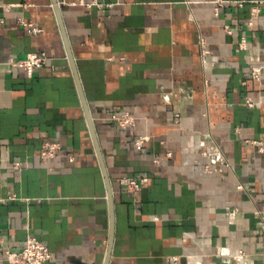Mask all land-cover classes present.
I'll return each instance as SVG.
<instances>
[{"label": "crops", "instance_id": "obj_1", "mask_svg": "<svg viewBox=\"0 0 264 264\" xmlns=\"http://www.w3.org/2000/svg\"><path fill=\"white\" fill-rule=\"evenodd\" d=\"M214 1L0 0V264L28 235L45 264H264V0ZM35 51L31 76L9 64ZM210 142L221 173L202 172Z\"/></svg>", "mask_w": 264, "mask_h": 264}, {"label": "built area", "instance_id": "obj_2", "mask_svg": "<svg viewBox=\"0 0 264 264\" xmlns=\"http://www.w3.org/2000/svg\"><path fill=\"white\" fill-rule=\"evenodd\" d=\"M216 7L214 8L215 13L218 12V7L222 4V0H215ZM95 3L87 4L91 6ZM253 15H257V10H253ZM253 23V20L249 22ZM28 27V30L31 33H38L41 31L40 28L32 25L31 23H23ZM228 31V27H224ZM198 44L200 48V54L205 60L209 55L210 51L207 48V43L203 37H199ZM245 47L244 39L240 41L239 48L243 49ZM49 57L45 52L35 51L27 53L26 56L22 59H11L9 64L15 67H21L24 69L28 76H31L33 72L44 65L47 64ZM206 61V60H205ZM261 65H254L250 68L249 75L252 79L260 81L261 78ZM208 84V81L205 80V85ZM245 103L249 107H254L256 102L247 97L245 99ZM110 119L115 122L120 128H130L135 125V116L130 112H123L120 114H112ZM148 139V136H138L134 139L133 143L136 147H141V145ZM251 143L258 146L259 152H264V139L258 141L253 140ZM61 148L60 143L55 141H46L42 144L39 157L42 160H47L52 158L56 151ZM200 155L206 159V163H204L202 167V172L205 174L212 173H221L224 169L230 168L231 165L225 158L223 151L218 143L210 142L206 144L201 150ZM166 156H170V153H167ZM18 165V163L16 164ZM121 183L130 190L139 189L141 185L146 183V178L134 179V178H121ZM238 189H243L242 185H237ZM235 209H230L226 211V215L228 217H233L235 214ZM260 219V230L264 233V213H258ZM215 255L222 256L227 259H234L238 264H252V262H247L245 259L244 251L240 249L231 250L227 247L218 248ZM5 256L7 260V264H45L47 261L54 258V253L48 248V246L40 241L33 235H28L23 245L15 250V251H5ZM174 258V257H173ZM176 260V258L174 259Z\"/></svg>", "mask_w": 264, "mask_h": 264}, {"label": "water", "instance_id": "obj_3", "mask_svg": "<svg viewBox=\"0 0 264 264\" xmlns=\"http://www.w3.org/2000/svg\"><path fill=\"white\" fill-rule=\"evenodd\" d=\"M95 144H96V147H97V149H99V148H98V144H97L96 140H95Z\"/></svg>", "mask_w": 264, "mask_h": 264}]
</instances>
